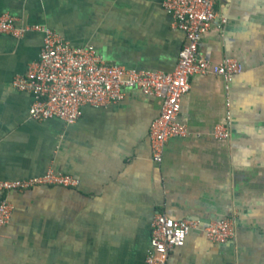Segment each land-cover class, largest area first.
Instances as JSON below:
<instances>
[{
    "label": "crops",
    "instance_id": "crops-1",
    "mask_svg": "<svg viewBox=\"0 0 264 264\" xmlns=\"http://www.w3.org/2000/svg\"><path fill=\"white\" fill-rule=\"evenodd\" d=\"M165 0H0V17L54 29L73 46L93 47L108 64L171 72L186 36ZM201 44L213 64L240 62L229 90L220 75L195 74L179 120L190 134L152 158L150 128L159 99L126 90L105 108L85 106L73 125L35 120L30 92L13 82L39 58L45 35H0V181L69 175L77 187L40 185L7 198L0 264H146L156 214L201 226L168 264H264V0H219ZM227 101L229 106H227ZM230 111V137L214 135ZM231 218L235 236L207 238L204 226Z\"/></svg>",
    "mask_w": 264,
    "mask_h": 264
},
{
    "label": "built area",
    "instance_id": "built-area-1",
    "mask_svg": "<svg viewBox=\"0 0 264 264\" xmlns=\"http://www.w3.org/2000/svg\"><path fill=\"white\" fill-rule=\"evenodd\" d=\"M218 1L165 0L163 3L173 27L182 31L187 39L171 72L138 71L108 64L93 47L73 46L46 26H17V19L4 14L0 17V35L18 39L29 31L45 35L39 58L24 74L17 75L13 84L18 90L32 95L31 118L43 121L59 119L66 125L75 124L85 106L105 108L121 102L129 89L159 99L161 110L150 128V144L153 160L161 163L167 141L190 134L179 115L183 98L191 89L192 76L220 75L228 91L233 76L242 71V65L236 59L226 57L213 64L202 52L205 35L215 24L222 28L226 21L217 13ZM230 123V111L227 110L226 121L215 128V137L229 139ZM40 185L77 187L79 181L51 171L42 177L23 181H0V227L7 225L12 215L8 194ZM201 225L199 220L176 221L164 214H156L151 222L145 263L168 264L171 253L182 248L190 232ZM204 231L210 241L225 243L235 236L234 221L231 218L212 221L204 226Z\"/></svg>",
    "mask_w": 264,
    "mask_h": 264
}]
</instances>
